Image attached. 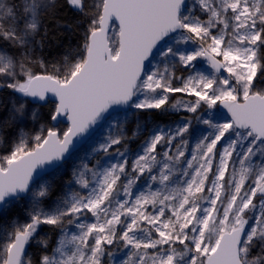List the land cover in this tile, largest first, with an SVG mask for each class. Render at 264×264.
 I'll return each mask as SVG.
<instances>
[{
	"label": "snow or ice",
	"instance_id": "snow-or-ice-1",
	"mask_svg": "<svg viewBox=\"0 0 264 264\" xmlns=\"http://www.w3.org/2000/svg\"><path fill=\"white\" fill-rule=\"evenodd\" d=\"M65 7L79 18L60 19ZM76 31L83 43L74 46ZM66 34L62 54L45 61L46 42ZM201 57L212 72L198 70ZM258 81L264 0H0V91L19 94L0 117V145L10 149L0 157V214L26 202L27 216L4 225L2 264H264ZM169 93L196 99L170 103ZM217 101L230 120L210 111ZM128 109L137 110L130 136ZM181 109L199 114L167 125L139 119ZM193 119L206 127L191 146ZM105 120L107 134L57 192L36 170L60 168Z\"/></svg>",
	"mask_w": 264,
	"mask_h": 264
},
{
	"label": "rangeland",
	"instance_id": "rangeland-1",
	"mask_svg": "<svg viewBox=\"0 0 264 264\" xmlns=\"http://www.w3.org/2000/svg\"><path fill=\"white\" fill-rule=\"evenodd\" d=\"M92 2H94V0H89V3H92ZM95 2H98V0H95ZM75 20H77V19H75ZM109 37H110V39L113 38V29L111 30ZM71 39H72V37H71ZM68 41H69V36L67 38L66 44L68 43ZM72 45L75 46L76 44L72 43ZM54 46H59L61 48V52H60V55H61L62 51H63V43H60V45H56L54 43ZM217 58L222 59L221 57H217ZM153 63H155V61H153ZM194 63L196 64L198 70H200L202 72L208 73V72L213 71L209 67L208 63L204 60L203 57L198 58L197 61H195ZM38 67H39V71L41 72L43 68H41L39 66V64H38ZM32 71L34 72L33 69H32ZM34 73L39 74L36 71ZM220 75L227 76L228 73L222 71L220 73ZM174 86H181V82L175 81ZM257 87H264V82L258 81ZM8 91L11 92V95L9 97H7L6 100H4V103L3 102L0 103V117H6L8 114L4 108V105H7L8 107H10L12 99L19 96L18 93L14 94L10 89H8ZM168 95H169V102L170 103H176L178 100H184V101L192 100V101H194L196 99L195 97L188 96L186 93H169ZM242 100H243V96L241 93L239 96V101H242ZM218 102L219 101H217V103ZM217 103L214 106V108L211 109L210 111L218 118V121L221 123L224 122L225 119L229 120V118L227 116H225L224 114H222L218 111ZM40 111H41V109H40ZM145 111H148V110H145ZM204 111H209L207 109L206 105H204L203 108L201 110H199V112H204ZM134 112H137V110H135V109H129L128 110L129 118H128V123L125 125V127L127 129V134L129 136L131 135V131L136 126L137 117L134 115H131ZM199 112L197 114H199ZM166 114H169V115L164 117L163 114H161V116L159 118H153L151 116L146 115L143 112V113L139 114V119L141 122L147 121L149 125H152L153 123H160L163 125H167V124L179 121L182 118H192L195 115H197V114H193V113H186L183 111V109H181L179 112H168ZM121 116H123V113H121ZM108 123H109V121L106 120L104 122V124H102V126L80 147V149H78L76 152H74L73 155L60 168H58V169L52 171L51 173L43 176L42 177L43 180L53 181L55 188H56V191L58 192L59 189L62 188L63 185L71 178V171H72L73 164L74 163L78 164L80 161V158L84 157L86 155V153L89 151L90 146L92 144H94L97 140H99L102 136L107 134ZM33 127H35L38 130L40 125L36 124L35 126H33L31 124V122H26V130L32 129ZM205 127L206 126H204L202 124H197L194 119L192 120V129H194L195 132H194V134H192L190 136L191 146H194L196 137L200 135V133L204 130ZM58 128L61 129V125H59ZM192 129H190V133H192ZM143 138L144 137L141 136L139 139L130 140L129 141L130 149L133 151L137 150L140 143H141V140ZM2 156H4V155L0 154V157H2ZM92 163H95V160H93ZM89 167H91V164H89ZM41 182H42V180H41ZM49 203H50V201H49ZM25 207H26V202H21L19 204L14 203L8 208V211L6 213L0 214V264H2V258L4 256L3 248H2V245L4 243V234H5L4 225L9 224L10 222H15V220H19L21 223L26 221L27 216H26L25 210H24ZM40 232H41V234L48 233L50 236H52L53 240L56 239L55 234L50 232V226L42 225L40 228ZM27 254L31 255L34 258L38 255V250H37L35 243L28 245Z\"/></svg>",
	"mask_w": 264,
	"mask_h": 264
},
{
	"label": "trees",
	"instance_id": "trees-1",
	"mask_svg": "<svg viewBox=\"0 0 264 264\" xmlns=\"http://www.w3.org/2000/svg\"><path fill=\"white\" fill-rule=\"evenodd\" d=\"M78 15L76 13H74L72 10L67 9V7H65V9L61 10V16L60 19L62 20H68V21H74L75 19H78ZM54 22H48V27L52 28L53 27ZM61 31H65L64 29H61ZM81 32L80 31H76L75 34L71 35L72 39H71V43H74L76 45L78 44H82V38H81ZM67 38L68 35H64L60 37L61 43L66 44L67 42ZM60 52H61V48L59 46H54V43L49 40L46 42L45 47L42 50L43 53V59L47 62H52L55 58H58L60 56ZM32 69L34 70V72H38L39 74H44V69H42V71H39V67L38 64L34 65L32 67ZM179 75V73H177ZM11 95V92L8 91V89H4L3 91H0V103H4V100H6L7 97H9ZM52 107L51 104L49 105H44L41 108V113L46 117L47 113L49 111V109ZM146 115L151 116L153 118H159L161 116V114H163L164 117H166L169 114L166 113H161L157 110H148L144 112ZM62 133V131L64 130V127L61 126V129H59ZM10 153V149L7 145H0V154L2 155H7Z\"/></svg>",
	"mask_w": 264,
	"mask_h": 264
},
{
	"label": "water",
	"instance_id": "water-1",
	"mask_svg": "<svg viewBox=\"0 0 264 264\" xmlns=\"http://www.w3.org/2000/svg\"><path fill=\"white\" fill-rule=\"evenodd\" d=\"M111 30H112V28L110 27L109 32H108V35L110 34ZM204 60L208 63L209 67L211 68L209 61H208L207 59H205V58H204ZM211 69H212V68H211ZM222 71H223V70H221V72H222ZM49 96H51V94H49ZM53 99H54V97H53ZM239 102L242 103L243 100H242V101H239ZM217 109H218V111H219L220 113H222V114H224L225 116H227V117L229 118V120L231 119L230 114L228 113L227 109H226V108L223 106V104H221L220 102L217 103ZM128 110H129V109H128ZM105 121H106V120H105ZM105 121H104V122H105ZM104 122H103L102 124H104ZM102 124L99 125V126L94 127L91 136H92V135H93V134H94V133H95V132L101 127V126H102ZM59 125H61L62 127H64V130H66V129H67V126H68L66 119H63L62 122H61ZM59 125H58V126H59ZM91 136H90V137H91ZM90 137H89V138H90ZM85 142H86V141H84V142H82L81 144H79V145L77 146V149L74 150L73 153L76 152L78 149H80V147H81ZM45 168L47 169V166H45ZM52 171H54V170H52V169H47V171H44V170H42V169H40V168H38V169L36 170V172H40V173H41V176H42V177L45 176V175H47V174H49V173H51ZM36 172H34V174H33V178H34V179H37V177H36ZM27 251H28V246H26V253H27Z\"/></svg>",
	"mask_w": 264,
	"mask_h": 264
}]
</instances>
